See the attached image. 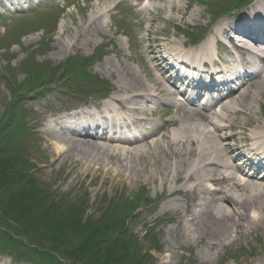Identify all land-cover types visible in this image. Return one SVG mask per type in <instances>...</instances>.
<instances>
[{
    "label": "rangeland",
    "instance_id": "1",
    "mask_svg": "<svg viewBox=\"0 0 264 264\" xmlns=\"http://www.w3.org/2000/svg\"><path fill=\"white\" fill-rule=\"evenodd\" d=\"M112 1L116 0H30L28 10L18 11L0 2V264H112L115 244L138 250L150 264H199L206 255L210 264L253 263L264 253L259 232L245 233L217 250L204 249L193 236L176 231L174 214L159 212L163 190L149 184L145 175L129 183L116 178V172L81 170L72 176L68 164L49 167L54 147L43 132L45 117L57 119L77 102L99 103L109 96L115 75L100 70L107 59L133 68L141 80L150 69L149 55L140 52L147 22L139 3L132 0L122 3L120 13L110 11L104 17L105 30L97 45L54 57L60 24L73 33L80 18L94 13L97 4ZM153 4L166 6L165 0ZM179 4L186 13L197 12L194 24L200 28L195 32H202L203 42L216 24L233 27L230 20L244 7L215 20L220 8L235 9L229 0ZM165 13H170L168 7ZM192 25L176 20L173 26L157 23L155 28L162 31L161 38L167 32L187 42L180 31L196 28ZM107 88L108 94L103 92ZM165 104L162 98L155 106ZM175 111L157 110L152 119H168ZM75 223L83 224V232L103 235L89 245L84 261L70 254L82 232ZM62 241L64 256L55 250ZM75 244L84 246V241ZM92 258L100 262L92 263Z\"/></svg>",
    "mask_w": 264,
    "mask_h": 264
},
{
    "label": "bare ground",
    "instance_id": "2",
    "mask_svg": "<svg viewBox=\"0 0 264 264\" xmlns=\"http://www.w3.org/2000/svg\"><path fill=\"white\" fill-rule=\"evenodd\" d=\"M20 1L0 0L12 5H20ZM153 1L144 0L140 8L147 22L143 28L145 46L140 52L149 55V75L141 80L133 68L105 60L100 70L115 75V81L104 102L83 106L86 111L64 117H72L66 120V125L73 123L69 128L62 127V117L42 120L43 132L54 147L49 167L68 164L72 176L81 170L84 174L116 172V178L129 183L145 175L149 184L163 190L159 212L174 214L176 231L184 237L193 236L204 249L217 250L245 233L259 232L264 239V180H255L258 175H254L262 171L259 164H264V68L260 66L264 65V0L243 16L248 20L242 30L247 36L244 40L250 43H235L231 35L241 32L218 23L203 46L186 51L182 48L185 42L178 41L176 34L169 37L166 32L161 38L162 31L155 26H173L176 20L196 26L197 12L182 11L180 0H165L166 6ZM113 6L114 1L97 4L94 13L80 18L73 33L60 24L54 57H68L72 51L97 45L96 39L105 30L103 19ZM167 7L169 14L165 13ZM220 48L226 50L221 61ZM233 55L240 59L244 77H233L236 67L229 65L232 68L225 71L226 81L216 84L212 80L205 85L204 75L221 76L220 66L231 64ZM178 63L191 72L192 86L209 90L212 96L233 85L232 81L244 83L217 111L199 115L196 108H183L166 121L151 120L155 127L144 134L157 101L163 98L173 107L175 85L182 84V92L187 84L174 67ZM162 127L171 130L156 138ZM129 133L137 137L133 139ZM246 169L253 174L247 176ZM210 262L206 255L199 264ZM251 264H264V253Z\"/></svg>",
    "mask_w": 264,
    "mask_h": 264
},
{
    "label": "trees",
    "instance_id": "3",
    "mask_svg": "<svg viewBox=\"0 0 264 264\" xmlns=\"http://www.w3.org/2000/svg\"><path fill=\"white\" fill-rule=\"evenodd\" d=\"M245 1L246 0H238L236 2L235 7L242 5V3ZM16 178H18V175ZM79 225L80 226H78L75 223V226H77L81 230L83 228V224H79ZM72 233L74 234V232ZM79 234L81 235V238L76 241L74 240L73 246H71L73 252H71L70 254H72L73 259L84 261L87 259V257H83L84 253L89 252L90 250L89 245L93 243L95 240H98L99 237L102 238L103 235L101 234L97 237V234L93 235L89 232V230L88 231L86 230L85 232L82 231ZM63 241L65 240L63 239ZM63 241H62V245L59 244L55 249L56 252H58L62 256L67 255ZM80 241H84V246L75 244V242H80ZM116 246L117 245L115 244L114 249L110 251V257L114 259L112 264H150L146 261L148 257H144V255H142L138 250L136 249L132 250L130 249L131 247L127 246L126 244H120L117 248H115ZM90 262L94 263L100 261L98 260V258H92Z\"/></svg>",
    "mask_w": 264,
    "mask_h": 264
}]
</instances>
